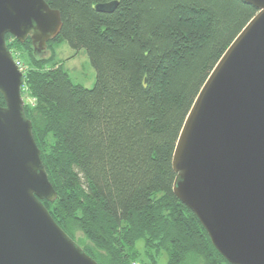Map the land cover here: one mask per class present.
Here are the masks:
<instances>
[{"label":"trees","instance_id":"obj_1","mask_svg":"<svg viewBox=\"0 0 264 264\" xmlns=\"http://www.w3.org/2000/svg\"><path fill=\"white\" fill-rule=\"evenodd\" d=\"M64 23L49 58L29 38L25 111L55 201L53 218L100 264H231L173 191V155L188 113L219 59L255 16L244 0H45ZM118 1L113 12L99 2ZM85 48L96 69L76 83L55 44ZM17 47V49L15 48ZM16 58V56H14ZM17 60V58H16ZM0 104L5 97L0 93ZM143 239L145 261L136 243Z\"/></svg>","mask_w":264,"mask_h":264},{"label":"water","instance_id":"obj_2","mask_svg":"<svg viewBox=\"0 0 264 264\" xmlns=\"http://www.w3.org/2000/svg\"><path fill=\"white\" fill-rule=\"evenodd\" d=\"M199 91L173 155V191L231 264H264V0ZM118 1L99 2L113 12ZM62 13L45 0H0V264H100L61 228L43 200L57 199L23 96L25 71L7 34L38 53Z\"/></svg>","mask_w":264,"mask_h":264},{"label":"rangeland","instance_id":"obj_3","mask_svg":"<svg viewBox=\"0 0 264 264\" xmlns=\"http://www.w3.org/2000/svg\"><path fill=\"white\" fill-rule=\"evenodd\" d=\"M48 47L44 52L41 53L42 57L49 58L52 55V51L54 50L52 47ZM17 49V47H15ZM56 59L55 61H63V66L65 69L69 71L70 76L76 83H81L84 86L90 88L92 87L97 79L95 66L92 64L89 54L85 48L75 50L68 41H60L56 42L55 46ZM14 56L17 58V62L21 69H24L25 64H30V57L28 51L25 49H17L15 50ZM76 240L81 242L82 244H86L88 240L84 238L82 232H76ZM89 243V241H88ZM137 250L141 257L147 261L146 257H144V252L146 246L144 245V240L140 239L136 243ZM167 256L162 254L158 259L156 264H166ZM133 264H139L138 262H134Z\"/></svg>","mask_w":264,"mask_h":264},{"label":"built area","instance_id":"obj_4","mask_svg":"<svg viewBox=\"0 0 264 264\" xmlns=\"http://www.w3.org/2000/svg\"><path fill=\"white\" fill-rule=\"evenodd\" d=\"M20 65V64H19Z\"/></svg>","mask_w":264,"mask_h":264}]
</instances>
